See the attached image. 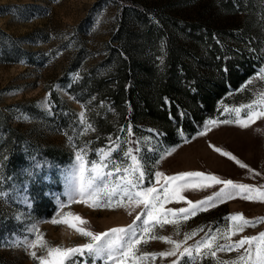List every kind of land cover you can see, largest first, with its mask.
Returning a JSON list of instances; mask_svg holds the SVG:
<instances>
[{"label": "rangeland", "instance_id": "obj_1", "mask_svg": "<svg viewBox=\"0 0 264 264\" xmlns=\"http://www.w3.org/2000/svg\"><path fill=\"white\" fill-rule=\"evenodd\" d=\"M121 29V39L129 42L126 49L148 64L150 70L146 76L139 71L138 77L145 81L144 92L150 105L166 113L167 123H162L158 116L141 114L142 102H137L134 121L128 117L131 110L128 104V118L125 122L119 121L110 96L91 91L94 79H104L106 87L115 89V61L126 57L122 48L125 45L117 40ZM242 52L246 53L252 73L236 88H228L214 102L210 113L200 111L201 118L196 120L190 109L195 103L197 106L201 103L193 99L197 88L207 91L215 80L221 81L218 62L222 59L221 71L225 73L226 62L234 57L231 53ZM184 66L190 67L192 76H187ZM262 66L264 0H0V114L6 121L0 126V144L10 128L23 141L22 161L10 169L6 151L0 150V177H4L0 179V191L7 192L11 198L8 202L0 198V264H38L19 246L22 239L15 243L17 238H34L35 233L27 228L36 222L49 244L72 246L85 242L86 238L69 226L51 223L58 207L54 195L63 192L64 174L76 164L77 147L84 149L86 159H98L96 150L107 146L109 134L113 139L116 135L125 136L118 128L129 121L137 137H150L142 141L141 148L149 161L154 162L164 149L178 145L152 169V179L146 183H155L154 172L158 169L166 175L204 171L238 182L264 184V117L246 128L218 124L209 125V130L204 132L203 127L209 118H234L235 113L224 112L225 105H247L256 98L257 92L264 91V81L254 77ZM171 77L177 89L166 87L168 90H165ZM250 77L252 81L245 83ZM49 93H55L64 102L66 123L63 126L55 119ZM91 97L95 99L88 103ZM78 100L87 103L86 116L96 132L80 135L78 114L82 108ZM173 107L175 115L171 113ZM246 111L242 109L241 115ZM99 123L109 131L98 129ZM65 132L73 137L71 143ZM87 141L91 143L85 148ZM213 145L231 152L262 175L250 173L249 169L217 152ZM27 146L33 147L32 153L27 152ZM149 146L154 151H148ZM36 163L42 167L30 175ZM217 187L186 189L184 194L192 200L202 199ZM26 195L32 201L31 207L24 204ZM43 198L49 200L51 208L35 212L33 203H40ZM185 203L173 201L165 206L180 207ZM68 210L82 216L86 226L94 231L127 224L133 218L124 208H92L77 202L67 205L63 211ZM237 212L249 219L264 218V201L234 197L181 222L182 231L203 227L204 231L188 241L192 243L209 227H226L229 221L225 217ZM17 213H23L24 219L18 220ZM173 231L172 225L157 229L163 235ZM260 231H264V222L247 227L232 239ZM167 247L165 242L153 240L145 250L159 251ZM36 251L38 255L43 253L39 246ZM217 255L229 259L236 253ZM197 264H215V260L205 257Z\"/></svg>", "mask_w": 264, "mask_h": 264}, {"label": "snow or ice", "instance_id": "obj_2", "mask_svg": "<svg viewBox=\"0 0 264 264\" xmlns=\"http://www.w3.org/2000/svg\"><path fill=\"white\" fill-rule=\"evenodd\" d=\"M254 77L264 81V66L254 74ZM252 79L253 77H250L245 83H250ZM91 99L95 97H91L88 103ZM77 102L81 103L82 108L78 114L80 135L87 131L96 132V127L86 116L89 111L87 103L79 100ZM242 109H247L243 116ZM224 112L235 113V117L225 120L209 118L203 125L204 132L209 130V125L218 124H238L246 128L264 117V91L257 92L256 98L247 105H225ZM118 131L126 135H116L113 139L112 134H109L107 146L96 150L99 153L98 159H86L84 149L77 147L76 164L64 174L63 192L54 195L58 207L56 214L51 217V223L69 226L85 237V242L72 246L49 244L37 226L39 222L27 228L29 232L35 233L34 238L30 239L27 236L17 238L15 243L22 239L23 243L19 246L24 247L38 264H160V261H163V264H197L198 260L203 261L205 257L213 258L215 264H264V231L232 239L238 233H243L247 227L264 222V218L249 219L239 212L229 214L225 217L229 221L226 227L223 229L209 227L202 237L193 240L192 243L188 241L204 231L203 227L182 231L181 223L199 211H206L234 197L264 201V184L238 182L204 171H181L166 175L158 169L154 172L155 183H146L152 179V169L178 145L164 149L159 159L152 162L141 153L142 141H147L150 137H137L130 121L126 125H119ZM178 131L183 135L182 129ZM64 134L71 143L73 137L67 132ZM89 143L91 141L85 142V148ZM73 147L76 146L73 144ZM213 147L241 167L249 169L250 173L262 175L231 152L215 145ZM148 151L154 149L149 146ZM113 153H117V156ZM120 154L122 158H119ZM41 167V164L36 163L29 174L35 175V170ZM213 186L218 187L202 199L192 200L184 194L186 189H209ZM62 196L65 198L62 199ZM0 198H4L5 202L11 199L8 193L3 191H0ZM173 201L186 203L180 207L165 206ZM74 202L92 208H124L133 218L127 224L94 231L86 226L87 221L79 214L71 210L63 211L67 205ZM31 203L30 197L26 195L24 204L31 207ZM16 218L24 219V214L17 213ZM165 225L173 226L172 234L163 235L157 232L158 228L162 229ZM181 233L182 238H179ZM153 240L165 242L168 247L159 251L145 250ZM38 246L43 249L40 255L36 251ZM220 252H235L236 255L224 259L218 257L217 254Z\"/></svg>", "mask_w": 264, "mask_h": 264}, {"label": "trees", "instance_id": "obj_3", "mask_svg": "<svg viewBox=\"0 0 264 264\" xmlns=\"http://www.w3.org/2000/svg\"><path fill=\"white\" fill-rule=\"evenodd\" d=\"M122 29L119 31L117 36V40L121 42L122 46L125 45L123 50L126 52V57H119L115 61V74L113 75L115 80V89H109L105 85L104 79H94L91 85V91L97 92L98 94H107L110 96L117 118L119 121L125 122V119L130 117L132 121L135 120L136 112L138 110V103L142 102L144 107L142 108L141 114L143 115H153L158 116L162 123H167L166 113L162 111H157V109H153L150 105L148 98L145 96L143 83L145 82L142 77L139 76V71L142 72L143 75L146 76L148 69V64L144 60L138 59L136 56L130 54L129 50L126 49V45L129 44L128 41L122 40L121 35ZM138 44H135L137 47ZM233 55V59L228 60L226 62V71L222 73L221 64L222 59L218 63V71L221 77L220 80H215L212 85L207 88V91H204L202 88H197V94L193 97L195 101L200 100L201 103L198 106H193L192 111L193 117L196 120L201 118L200 111H204L206 113H210L213 110L214 102L220 98L228 88H236L240 82L244 81L251 73V64L248 60L245 59V52H242L240 55L231 53ZM172 62V61H170ZM185 73L187 76L191 75L190 67L184 66ZM173 72V71H172ZM223 78V79H222ZM175 79L170 80L169 84L165 85V90H168V87H172V90L177 89L174 85ZM128 85V87H127ZM167 87V88H166ZM167 92V91H166ZM49 102L51 105V109L55 114V119L59 123V125H64L66 123V116L63 113V109L65 110L64 102L59 99L55 93H51L49 97ZM138 102V103H137ZM126 104H128L131 108L129 115L126 114ZM173 115H175V109L172 108ZM73 114V113H72ZM200 114V115H199ZM128 115V117H126ZM4 115L0 114V126L5 124ZM107 129V126H101L100 123L98 125V129ZM169 133V132H168ZM16 139V142L15 140ZM23 146V141L21 140V135L17 134L15 129H8L7 133H4V138L1 140L0 150L6 151L8 155L7 159V167L10 169L13 167L15 163H21L22 161V153L20 152ZM33 147L27 146V152L32 153ZM48 199L43 198L42 202L38 203L35 201L33 203L34 211L38 210H47L48 207L51 208L52 204L48 202ZM50 213H48V216Z\"/></svg>", "mask_w": 264, "mask_h": 264}]
</instances>
